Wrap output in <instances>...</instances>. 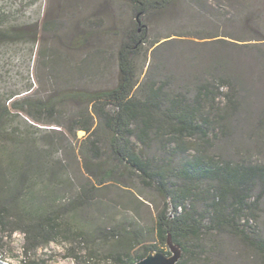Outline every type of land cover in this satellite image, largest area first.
<instances>
[{"label":"rangeland","instance_id":"rangeland-1","mask_svg":"<svg viewBox=\"0 0 264 264\" xmlns=\"http://www.w3.org/2000/svg\"><path fill=\"white\" fill-rule=\"evenodd\" d=\"M168 1L165 8L138 18L132 0H0V105L29 99L55 108L53 114H43L39 123L13 110L0 134V152L23 171L21 200L38 214L57 215L72 232L26 253L24 235L2 229L0 264H127L150 244L157 246L152 251L171 256L168 244L157 236L161 196L124 166L100 184L116 163L108 155L95 161L84 156L88 135L71 128V120L79 111L91 113L92 106L70 100L76 92L117 84L118 51L133 30L145 33L148 41L137 59L138 85L152 63L165 65L164 73L174 76L175 86L191 77L197 64L192 56L207 62L214 49L221 50L204 38L208 34H230L244 41L225 39L264 45V0ZM166 37L174 42L157 51L154 60L155 47ZM251 54L242 53L239 63L246 65L242 61L250 62ZM233 66L238 68L237 63ZM240 68L244 109L226 130L216 127L209 152L233 162L264 164V70ZM86 187L91 197L76 209L73 204ZM260 208L251 224L264 236V200ZM112 230L121 231L130 241L140 235L143 245L127 257V245L105 236ZM174 244L181 251L177 264H262L254 249L232 235L207 234L202 243L205 252L199 251L198 256Z\"/></svg>","mask_w":264,"mask_h":264},{"label":"trees","instance_id":"trees-1","mask_svg":"<svg viewBox=\"0 0 264 264\" xmlns=\"http://www.w3.org/2000/svg\"><path fill=\"white\" fill-rule=\"evenodd\" d=\"M132 2L139 18L151 10L165 8L169 1ZM229 35L216 33L204 37L211 39V45H220L221 50L214 49L207 62L201 63L203 58L192 56L197 62L192 66L194 73L181 84L175 86L174 76L164 73L165 65L152 63L145 80L138 85L137 59L148 41L145 33L133 30L118 51L117 84L70 96L71 101L92 106L91 113L82 110L73 117L71 128L87 133L82 148L87 159L95 161L108 155L115 161L100 184L124 166L132 176L159 193L163 206L158 209L156 229L162 243L167 244L170 235L174 243L198 256L199 251L205 252L202 243L207 234L232 235L254 249L264 264V236L251 224L252 219L258 218L264 200V164L233 162L209 152L210 135L216 127L226 130L228 123L244 109V73L240 67L264 70V45L236 43L229 39L244 40ZM169 38L151 43L150 47L160 43L153 51L154 60L157 51L174 42ZM242 53H252L250 62L242 61L246 65L240 64ZM13 110L25 112L34 123H39L43 114L51 115L55 108L39 106L29 99L0 105V134L7 129ZM51 123L64 125L59 121ZM23 179V171L0 152V231L21 232L29 253L72 232L66 230L57 215L38 214L26 200H21ZM90 195L86 187L73 206L77 209L86 205ZM108 233L107 238L116 237L127 245V257H131L137 245H143L140 235L130 241L121 231ZM217 247L214 243L213 248ZM155 248L156 244L143 246L144 252L137 254L135 260L145 258ZM135 260L127 264H135ZM193 260L197 262L196 258Z\"/></svg>","mask_w":264,"mask_h":264},{"label":"water","instance_id":"water-1","mask_svg":"<svg viewBox=\"0 0 264 264\" xmlns=\"http://www.w3.org/2000/svg\"><path fill=\"white\" fill-rule=\"evenodd\" d=\"M168 246L171 249V256H166L165 254L157 251L150 252L145 258L138 261L135 264H177L180 259V248L174 244L171 236H168Z\"/></svg>","mask_w":264,"mask_h":264}]
</instances>
